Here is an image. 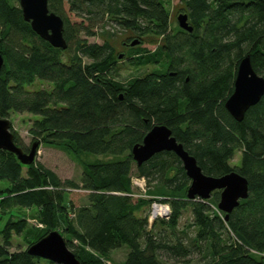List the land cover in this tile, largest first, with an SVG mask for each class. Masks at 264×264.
<instances>
[{
  "label": "trees",
  "instance_id": "obj_1",
  "mask_svg": "<svg viewBox=\"0 0 264 264\" xmlns=\"http://www.w3.org/2000/svg\"><path fill=\"white\" fill-rule=\"evenodd\" d=\"M19 2L0 0V118L37 117L30 134L38 148L68 152L83 174L80 182L61 181L32 163L24 177L16 155L0 150V181L8 182L0 191V218L10 214L0 230V264H53L27 251L53 231L62 233L81 264H116L113 253L121 249L127 252L120 264H187L195 252L201 256L198 264H264V97L242 122L225 108L244 56L251 55L264 76V0H178L192 33L171 31L173 0H49L50 11L64 20L66 50L32 30ZM66 6L90 28L84 20L73 25ZM108 17L143 43L158 44L155 51L137 46L128 53L135 57L124 82L117 79L120 53L110 41L116 33L105 30L103 44L79 35L94 36L93 26ZM37 81L50 88L28 90ZM155 125L168 126L206 175L236 171L248 179L249 197L228 222L218 210L220 191L209 200L187 199L191 180L174 152L137 165L132 149ZM11 131L28 151L13 124ZM237 152L241 159L233 168ZM134 178L150 186L156 181L148 194L171 206L169 219L150 227L149 215H139L152 200L134 199ZM70 189L87 192V203L74 208L66 199ZM33 208L43 227L17 212ZM188 208L194 237L179 231ZM158 224L162 229L156 231ZM14 236L27 248L10 252Z\"/></svg>",
  "mask_w": 264,
  "mask_h": 264
},
{
  "label": "water",
  "instance_id": "obj_2",
  "mask_svg": "<svg viewBox=\"0 0 264 264\" xmlns=\"http://www.w3.org/2000/svg\"><path fill=\"white\" fill-rule=\"evenodd\" d=\"M19 3L24 20L30 23L32 30L41 39L57 49L68 48L64 20L50 11L49 0H20ZM177 20L181 29L188 33L194 31L187 14H179ZM137 43L135 40L132 45ZM3 65L4 59L0 54V70ZM263 97L264 76L255 70L251 55H246L239 63L234 92L227 99L225 108L234 120L242 122L247 112ZM11 126L10 120L0 118V150L13 153L22 165L29 166L35 162L39 143L35 142L29 152L25 151L15 142ZM163 152H174L182 162L186 175L191 180L187 192L188 200H209L215 191L221 192L218 210L225 213L226 222L229 221L230 214L240 206L241 201L248 199L250 189L246 177L236 171L222 177L206 175L197 159L173 136L172 130L166 125L154 126L145 136L143 143L133 147L132 156L137 165L142 166ZM27 251L31 256L53 264H81L59 231L49 233L31 245Z\"/></svg>",
  "mask_w": 264,
  "mask_h": 264
},
{
  "label": "rangeland",
  "instance_id": "obj_3",
  "mask_svg": "<svg viewBox=\"0 0 264 264\" xmlns=\"http://www.w3.org/2000/svg\"><path fill=\"white\" fill-rule=\"evenodd\" d=\"M66 11L73 25L81 24L82 21L84 20V26H88L90 28V22L86 21L85 19L75 16L73 13L69 11L68 6H66ZM170 11H171L170 12L171 31L177 32L178 27L181 29V27L179 26L178 20H177L178 15L181 14L178 0H173ZM105 30H109L111 32L116 33V36L112 38L110 41H111V44H113L118 49L119 53L125 52V49L127 48V46H124L125 43L126 44L133 43L136 39L134 34L121 28L115 21L111 20L110 17H108L103 23H98L97 25L93 26V33H95L94 36H87L86 32H80L79 35L81 38L87 39V41L91 44H94V43L103 44L106 39V36H105L106 33H103ZM130 36L134 38L133 42H128V39ZM142 47L147 48L149 50H154L156 48V45L153 43L151 44L145 43L142 45ZM118 66L120 67V70H119L120 76L117 79L119 81L124 82L127 80L129 75L132 73L133 68L129 64V60H125V59L120 60ZM41 88L48 89L50 87L45 82L37 81L33 86L28 87V90L34 91V90H39ZM36 118L37 117H34L33 115L29 113H22V114L14 113V114H11V117H10V121L12 122L15 131L20 135L22 146H24L26 150L28 149L27 152H29L32 145L36 142L34 137L30 134L31 126L33 125L34 120ZM240 159H241V152H237L233 160L230 162L231 167L234 168L237 165H239ZM34 163H36V165L38 163L39 166L42 165L44 168L51 170L56 175H58L61 181H65L67 179L73 180L75 182L81 181V177L83 174L82 167L74 159V157L66 151L47 147V146H41L40 148L37 149V155H36V159ZM27 168L28 167L25 166V168L23 169L24 177L28 176ZM155 184H156V181H153L151 182V186H150L147 180H146V185H144L145 187L143 188L134 184V189L136 193L134 196L135 197L134 199L143 198V199L152 200V204L149 206H146L144 210L139 214L141 217L149 215L148 221H149L150 227L154 224V222L158 220L169 219L172 213V209L170 205L162 204L158 202V200H162V196H156V195L151 196L148 194L149 190H153V188H155ZM7 189H8V182L0 181V191L7 190ZM49 189H53V188L49 187ZM68 191L69 192H67L66 199L67 201L72 203V206L74 208H79L80 206L87 203V194H88L87 192L83 190H73V189H70ZM156 206L167 207L166 209L169 211L168 216L167 215L162 216L161 214L158 213L159 215L155 217ZM13 211H17V209ZM17 212L21 213V216H26L28 219V223H30V225L43 227V226H40L42 224H40L38 220L39 214L35 208L29 209V210H21ZM9 220H10L9 212L3 213V215L1 214L0 230H2L5 227V225L8 223ZM192 222H193L192 209L188 208L184 212L182 218L180 219L179 231L181 232L187 231L189 237H194L196 234V228L188 229V226H187L188 224ZM161 229H162L161 225L158 224L155 230L159 231ZM2 243H3V238L0 236V244ZM26 248L27 247L23 243L22 238L19 236H14L12 239V246H10L9 250L10 252H15L19 249H26ZM126 252H127L126 249L115 251L113 253L112 262L116 264L122 263L125 260ZM200 257H201L200 254L195 252L194 255L186 258V260H191L187 264H198ZM40 264H49V263L46 261H42ZM176 264H185V263L181 262V263H176Z\"/></svg>",
  "mask_w": 264,
  "mask_h": 264
},
{
  "label": "flooded vegetation",
  "instance_id": "obj_4",
  "mask_svg": "<svg viewBox=\"0 0 264 264\" xmlns=\"http://www.w3.org/2000/svg\"><path fill=\"white\" fill-rule=\"evenodd\" d=\"M181 13H185V14H187L188 15V17H189V14L187 13V12H185V11H181ZM189 23L191 24V21H190V18H189ZM192 25V24H191ZM177 32H179V31H177ZM183 32H186L185 30H183ZM188 33V32H187ZM135 40H137L138 41V43L136 44V45H132V43H125L124 44V46H127V48L125 49V52H122V53H120L119 55H118V59L119 60H123V59H125V60H129V59H133V57H135V55L134 56H132L131 58H129V57H127V55H128V53L133 49V48H136L137 46H139V47H141V48H143L142 47V45L143 44H145V43H143V39L142 38H140V37H136L135 36ZM133 42V41H132ZM148 44H151V43H148ZM157 48H158V44H156V48L154 49V50H150V51H155V50H157ZM144 49H147V48H144ZM120 56H122V58H120ZM130 64V63H129ZM176 73H179V72H174V73H172V76L173 77H176ZM189 77H187V79H188ZM186 79V80H187ZM156 126V125H155ZM175 137V136H174Z\"/></svg>",
  "mask_w": 264,
  "mask_h": 264
},
{
  "label": "built area",
  "instance_id": "obj_5",
  "mask_svg": "<svg viewBox=\"0 0 264 264\" xmlns=\"http://www.w3.org/2000/svg\"><path fill=\"white\" fill-rule=\"evenodd\" d=\"M133 182H134L135 185H137V186H139V187H141V188L145 187L144 185H146V180H145L144 178H134V179H133ZM157 207H158V206H156V208H155V217H156L157 215H159V214H161L162 216H163V215H167V216H168V214H169L168 212H169V211L166 209L167 207L159 206V208H162V209L165 208V210H163V211L160 212L159 214L156 212ZM40 226H42V225H40Z\"/></svg>",
  "mask_w": 264,
  "mask_h": 264
},
{
  "label": "bare ground",
  "instance_id": "obj_6",
  "mask_svg": "<svg viewBox=\"0 0 264 264\" xmlns=\"http://www.w3.org/2000/svg\"><path fill=\"white\" fill-rule=\"evenodd\" d=\"M163 210H165V208H164V209H162V208H159V207H157V210H156V212H157V213H160V212H162Z\"/></svg>",
  "mask_w": 264,
  "mask_h": 264
}]
</instances>
